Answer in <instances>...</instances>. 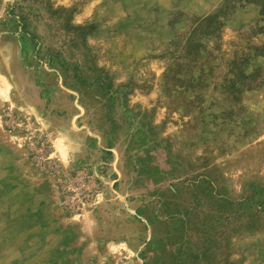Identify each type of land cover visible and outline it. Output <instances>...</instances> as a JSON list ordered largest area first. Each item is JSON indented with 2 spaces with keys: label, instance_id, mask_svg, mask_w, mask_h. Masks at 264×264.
<instances>
[{
  "label": "rangeland",
  "instance_id": "374dc122",
  "mask_svg": "<svg viewBox=\"0 0 264 264\" xmlns=\"http://www.w3.org/2000/svg\"><path fill=\"white\" fill-rule=\"evenodd\" d=\"M0 264H264V0H0Z\"/></svg>",
  "mask_w": 264,
  "mask_h": 264
},
{
  "label": "trees",
  "instance_id": "16d2710c",
  "mask_svg": "<svg viewBox=\"0 0 264 264\" xmlns=\"http://www.w3.org/2000/svg\"><path fill=\"white\" fill-rule=\"evenodd\" d=\"M14 21V20H13Z\"/></svg>",
  "mask_w": 264,
  "mask_h": 264
}]
</instances>
